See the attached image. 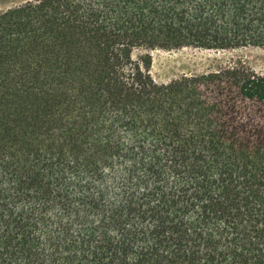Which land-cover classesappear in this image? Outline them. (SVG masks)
<instances>
[{"label":"trees","instance_id":"obj_1","mask_svg":"<svg viewBox=\"0 0 264 264\" xmlns=\"http://www.w3.org/2000/svg\"><path fill=\"white\" fill-rule=\"evenodd\" d=\"M249 47L264 0L0 11V264H264V75L150 74Z\"/></svg>","mask_w":264,"mask_h":264},{"label":"rangeland","instance_id":"obj_2","mask_svg":"<svg viewBox=\"0 0 264 264\" xmlns=\"http://www.w3.org/2000/svg\"><path fill=\"white\" fill-rule=\"evenodd\" d=\"M31 0H0V11ZM150 74L158 83H166L182 75L215 71L228 64L240 63L253 72L264 75V48L234 50H203L183 48L151 52Z\"/></svg>","mask_w":264,"mask_h":264}]
</instances>
